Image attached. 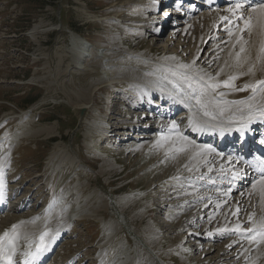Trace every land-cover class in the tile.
<instances>
[{"label": "rangeland", "instance_id": "rangeland-1", "mask_svg": "<svg viewBox=\"0 0 264 264\" xmlns=\"http://www.w3.org/2000/svg\"><path fill=\"white\" fill-rule=\"evenodd\" d=\"M198 3L188 0L178 10L176 0H0V164L4 173L0 194L6 199L0 223L12 218L7 226H0V242L14 225L41 223L56 206H62L66 210L62 221L68 225L46 253L44 264H108L113 260L119 264L122 258L126 264H151L152 259L159 263L150 256L148 246L160 264H214L225 248L236 255L226 259V264H249L256 258V249L264 246V228L253 230L249 221L256 215L257 202L251 203V194L247 204H239L242 192L223 198L233 182L242 186L236 181L242 182L239 176L243 175L238 173V178L234 175V181L223 185L221 178L227 171H207L209 166L199 158L194 159L196 164L182 161L186 151L173 150L169 155L152 146L172 129L194 137L188 131L193 117L186 108L178 105L180 110L171 115L170 106H161L156 93L150 100L145 95L155 111L149 107L136 110L144 105L141 92L133 86L141 84L133 73L139 63L176 73L184 80L192 77L216 101L221 100L218 94L245 99L264 84L250 85L246 76L217 78L215 71L201 69L199 60L209 55H216L219 62L226 58L228 38L218 31L220 27L218 32L209 31L200 45L198 64L190 66V55L179 53L175 42L181 33L176 30L188 26L189 19L200 18L202 12L192 18L187 14V8L192 5L195 10ZM154 28H161L160 37L153 36ZM214 36L220 38L212 41ZM73 38L85 42V50L75 48ZM189 46L187 42L184 50ZM151 47L154 52L145 53ZM127 66L132 71L128 75L124 73ZM114 76L119 83L111 80ZM151 78L148 75L146 87L153 89ZM208 80H214L217 94L207 87ZM166 81L178 90L176 101H183L181 86ZM185 86L191 90L190 84ZM83 108L84 115L78 110ZM106 159L111 164H105ZM192 167L195 172L191 173ZM256 181L245 186V194L251 193ZM72 192L79 193L77 203ZM192 201L197 203L190 208ZM235 204L241 211L233 210ZM79 212L80 218L75 215ZM56 226L45 231L46 241ZM110 226L115 236L106 233ZM223 230L231 232L208 240L214 231ZM131 233L145 248L138 246ZM126 240L130 245L122 254L118 245ZM232 240L235 244L227 247ZM32 246L20 247L18 252L27 255ZM89 249L94 251L77 258Z\"/></svg>", "mask_w": 264, "mask_h": 264}, {"label": "bare ground", "instance_id": "bare-ground-1", "mask_svg": "<svg viewBox=\"0 0 264 264\" xmlns=\"http://www.w3.org/2000/svg\"><path fill=\"white\" fill-rule=\"evenodd\" d=\"M164 1L166 3L167 1L169 2L170 0H164ZM203 2L206 3L204 6L206 8L205 9L206 11L202 12V15H200V18L199 19L192 18L191 15L196 14L199 10L196 9L198 7H195V10L192 11L191 9H193V7L191 5L187 8V14L189 15L190 18H192V19H189L190 24L188 26H185L183 28L176 30V33L179 31L181 33V36L178 39V42L174 41L175 43H177L176 45H177V49H179L180 51L179 53H186V55H190V57H188V63L190 64V66L193 65L194 63L198 64L197 62L199 58L197 57H198L200 45L206 39V36L208 35L209 31L211 32L217 31V28L220 27L218 31H221L222 33L225 32V34L227 33L226 35H224V37L226 39L228 38L225 41V43L229 44L228 51L226 52V58L222 62H219L216 60L217 57L215 58L216 55L213 57L212 56L209 57L210 56L209 55L203 60L201 59L199 60L202 62L200 65L201 69L206 70V71L208 70L215 71L217 78L224 77L225 79H230L234 77L246 76L248 83L254 84L255 86L264 82V1L263 0H203ZM253 2L254 4H252ZM176 3H177L176 5V8H177L180 5L181 0H176ZM160 29L161 28H154L151 31L153 32V36H156V38L160 37L162 35V30ZM173 35L175 37V35L177 34H173ZM221 36L223 35H220V37ZM220 37L215 38L214 36L211 38V40L217 41ZM243 37H246L245 39L247 40L245 39L243 40L242 39ZM172 40H175V38ZM187 42L189 44L191 43L192 46H189L188 50L187 48L186 50H184V47L186 46ZM72 43H73V46L77 48L78 50H85V42H82L78 38H73ZM151 52H154V50H152V47L147 48V52L145 53L148 54ZM84 55L85 54H81L80 56L83 57ZM169 61L173 62L174 58H171ZM140 67H143V68L148 67L149 69L152 68L146 64L139 63V65L135 67L133 70V73L135 74V77L137 78L138 82L141 83L140 85L138 84V86H135V85L133 86L136 87L139 92H141L140 94L143 97L141 104H144L141 107L136 108V110L140 108L149 107L148 110L150 112L155 111L153 109H155L156 107H152V105L148 102L147 98H145V95L147 97L149 94L151 95L149 97H151L152 99L153 98L155 99L156 93H158L162 99L161 106L163 107L170 106L169 110L171 112L169 113L171 115H173L174 111L177 112L178 110H180L179 107L181 106V110L186 108V111H188L189 114L193 117L192 122L190 126L188 127V131L190 130L189 135L193 134L194 137H191V136L184 137L181 131L179 135L177 129H172V131L169 134L158 137L155 143H152V146L165 150V152L169 155H172L171 151L173 150L180 152V153L182 151L188 152L189 150L188 154H186L185 152L183 156L184 159L180 156L182 158V161L185 160V161L190 162L191 160L194 161V159L199 158L200 160H197V161H199L200 163L201 161H204L205 163L204 165H206V167L209 166L208 170L206 169L207 171H211V172L227 171L226 176L225 177L223 176V178H221L223 185H227L226 181L231 182L234 179V175L238 178L237 174L238 173L239 175L242 174L243 176L242 177L239 176V178L240 179L244 178V180L242 182L236 181V183H241L242 186L235 185V183L233 182L232 185L234 186H232L231 189L223 192L225 194L223 198L230 199L232 198V195L234 193L242 192V194H240L239 196V199L241 198L239 204L240 203L244 204L252 194L253 197L252 196L251 197L253 199L252 201L251 200L249 201H251V203L253 201L257 202L256 203L257 205L255 204L256 207H254L256 208L257 211L255 210L256 215L253 218H250L249 220L251 229L255 230V229H258L259 227L264 228V161L262 158L264 154L256 152L255 154L257 158L255 157L252 158V157H249L250 151L248 149L246 151H243V147L239 146L241 150H239V155H237V154H234V152H235V149L238 148V145H232V144H228L231 147L230 149L231 152H226V150L225 152L224 150L223 151L219 150V152H216L218 151L217 149L218 147H206L205 146L207 144L206 140L207 139L209 140L208 135L211 134L212 132L215 134V136L219 132H224L226 133L227 136L236 134L238 137L242 133H245L242 130L244 126H250L251 124H254V123L255 125L253 126V128L249 130L248 134L246 133V135L250 138L247 140V145L249 146L252 145L253 142L251 141L252 140L251 137H256V136L259 137L260 144L264 143V135H262V132L264 130V84L260 85L258 89L256 88L257 91L253 95L251 96L249 95V97L245 99H241V100L239 99L231 100L230 99L231 95L229 94L227 95L218 94L217 96L219 97V99H221L220 101H225V102H220V101H216L215 99H213L209 91L206 90L203 85H201L199 82H197L192 77H189L186 80H184L178 74L172 73L167 70H159V69L157 70L156 68H153L151 70H148L147 68V70H143ZM125 71L126 72L124 73L126 75H128V73H132L130 66L129 67L127 66ZM115 75L120 76L118 73ZM148 75H152L151 86H153V89H150L149 86L146 87ZM116 76H114V78H111V80H113L114 83H119L120 81H117V82L115 81L117 79L120 80ZM205 78L206 77H201L199 79L205 80ZM166 79L170 80L172 83L175 82L179 86H181L180 88L183 90L184 93L183 95L180 96V98L183 101H179L180 103L176 101L178 99H175V95L179 94V92L176 88L171 86V84H169L166 81ZM185 83H188L191 85V90H188L189 88L185 86ZM214 83H215L214 80H208L207 87H209V89L213 93L217 94L218 87L215 86ZM160 84H163L162 86L164 87L162 86L160 87L159 86ZM157 90H161V92H158ZM194 90L196 92L192 93V91ZM197 93H199V95ZM181 94H182V91H181ZM84 109L85 108L78 109L79 113H82L84 115L86 113V110ZM151 117L153 118L154 116H150L149 118ZM240 119H242V121H239ZM255 127L257 131H254L256 130L254 129ZM258 127L263 128L260 134L258 133ZM202 130H204V132ZM173 131L175 132L174 134H172ZM214 140L216 141L215 143L217 144L219 139L214 138ZM255 140L256 138H254V141ZM237 142L239 141L237 140ZM201 143L205 145L198 146ZM256 145L259 146V144H256ZM257 149H258L257 147L254 148V151H256ZM222 152H224L223 157L226 156V154L228 153H230L228 154L230 157H224L225 159L223 157L221 158L222 155L220 154ZM109 161L110 159L109 160L106 159L105 164L106 163L109 164L110 163ZM194 162L196 164V160ZM217 164L219 168L215 169V166ZM191 165L193 166L192 163ZM191 165L189 167H191ZM1 169L2 167L0 164V173H1L0 176L4 177V173L2 172L3 170L1 171ZM193 169L194 168L192 167L191 169H188V170L189 172L192 173V172H195L193 171ZM199 171H200V168H199ZM207 174L208 172H206L205 175L208 176ZM211 175L212 173H210V176ZM3 177L1 178L2 181L0 183L3 182ZM254 179H257V181L254 183V185H252L253 188L250 191L251 193H249L248 195L247 193L245 194V192H247L245 190V186L252 183ZM236 187H239V188H236ZM214 193H218V192H214ZM219 194L220 193L215 194V195H219ZM78 195L79 193L75 195V192H72L71 194V196H74L76 203L80 199ZM127 200H128V197H127ZM130 201L131 199L128 200V203ZM1 202L2 200H1V194H0V204ZM196 203L197 201H192L190 204V208H193L196 205ZM118 204L119 203L117 202L116 205ZM111 206L114 209L115 207L114 204L113 205L111 204ZM0 208L4 210V206H1ZM56 208L57 209L52 208L53 211L51 213L48 212L49 214L45 216V218H43L41 223H33V222L32 223L31 222L22 223L21 222L15 225L16 227L13 228V230L10 233L5 235L3 240L0 242V264H16L19 260L20 262L22 260L24 261L27 255L25 254L22 255L21 253L18 252V250L20 247H28L32 245L33 246L35 245L34 248L41 246L39 247L40 251L38 253H35V256L38 258L35 260V264H38V263L44 264V262L42 261L46 258V253L50 251L51 247L57 241L58 237L62 234V230L66 229L68 225L67 222L62 221V219H64L66 215V210L63 209L62 206H59V207L56 206ZM238 208L239 207L238 206L236 207V204H235L233 210L241 211V208L239 209ZM114 210L117 211L118 209L117 210L114 209ZM78 214H80V212L76 213L75 215L80 218L81 215H78ZM122 215L125 216L124 210H122ZM123 216L120 219L124 220L126 218V217L123 218ZM11 220L12 218L10 217H8L7 219L5 218L4 221L0 223V226L1 227L7 226V223ZM55 224L58 227L56 226L57 229L53 233L52 232L49 233L47 231L49 234H51L48 240L47 241L45 240L47 236L46 234L44 235L43 241H41L40 239L41 235L45 234V231L48 230L49 227L52 228L51 226ZM125 224H127V222H125ZM113 230H114L113 226H110L106 229V233L109 235L113 234V236H115L116 233L114 234ZM229 232H231V230H223L219 233L214 231V233L211 234V236H208L207 238L208 240H212L214 238H220L224 235H227ZM131 234L133 235L134 240L136 241L138 246L141 248L144 245L143 244L144 242L142 243V240L136 237L134 233H131ZM107 238L110 240V237H107ZM235 241L236 240H232L229 242V244L227 243L228 244L227 247H229L230 245L233 246L235 244ZM238 241H240V239H238ZM129 243L130 242L126 240V244L123 243V244L118 245V250H120L121 253L123 254V250L125 249V246H129L130 245ZM104 247L106 250L107 244H105ZM148 247L150 251L149 253H151L150 256H153V257L155 256L159 260V263H158V261H156L155 259L154 260L152 259L151 264H160L161 260L158 258L155 252H153L151 247L150 246ZM261 247L262 246H260L259 249H256L258 250L255 254L256 258L253 257L254 260L252 259L253 261L251 260L249 264H264V254L259 255L258 253V252H261V253L264 252V246L263 248ZM142 248H145V247H142ZM92 251H94V249L82 251L77 255V258L86 256ZM233 253L234 252H229V250L225 248L223 252L221 253V255L216 260H214L213 263L214 264H226L227 263L225 262L226 259L230 260L231 258H235L234 256L236 255H234ZM226 255L228 256V258L227 257L225 258ZM129 256L130 255H128V257ZM108 264H115V262L113 260ZM119 264H126V261L122 258V261Z\"/></svg>", "mask_w": 264, "mask_h": 264}, {"label": "snow or ice", "instance_id": "snow-or-ice-1", "mask_svg": "<svg viewBox=\"0 0 264 264\" xmlns=\"http://www.w3.org/2000/svg\"><path fill=\"white\" fill-rule=\"evenodd\" d=\"M238 6H239V5H238ZM165 15H167V14H165ZM213 87H214V86H213ZM173 128H175V124H173ZM15 227H16V226L14 225L13 228H15ZM44 235H46V233L41 235V237H40L41 241H43V239H44ZM38 251H39V248H38Z\"/></svg>", "mask_w": 264, "mask_h": 264}, {"label": "trees", "instance_id": "trees-1", "mask_svg": "<svg viewBox=\"0 0 264 264\" xmlns=\"http://www.w3.org/2000/svg\"><path fill=\"white\" fill-rule=\"evenodd\" d=\"M29 103H32V102H29ZM29 103H26V104H29Z\"/></svg>", "mask_w": 264, "mask_h": 264}]
</instances>
